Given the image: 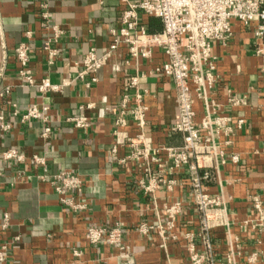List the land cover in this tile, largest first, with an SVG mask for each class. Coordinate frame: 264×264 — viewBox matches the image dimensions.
Returning a JSON list of instances; mask_svg holds the SVG:
<instances>
[{
	"label": "crops",
	"instance_id": "crops-1",
	"mask_svg": "<svg viewBox=\"0 0 264 264\" xmlns=\"http://www.w3.org/2000/svg\"><path fill=\"white\" fill-rule=\"evenodd\" d=\"M43 4L49 6L50 23L65 31L54 45L59 55L53 65H49L44 50L51 31L43 27ZM123 10L120 0H0V69L6 61L2 86H14L0 108V114L12 125L0 137V223L5 214L11 221L10 229L0 233V244L20 237L12 246L7 264H190L192 242L188 235L194 236L198 253L208 255L199 237L202 217L195 207L186 170L168 175L154 166L161 176L177 180V185L172 191L162 187L152 197L137 188L143 171L135 164L124 167L117 162L127 155V149L118 143L116 120L136 63L131 60L130 66L119 73L107 66L90 88L76 78L90 49H96L99 55L105 51L109 31L119 27ZM258 25L233 22L229 44H216L213 49L219 79L209 92L214 106L208 108L198 98L194 103L198 127L207 118L214 124L228 119L224 127L215 125L213 130L219 154L209 170L212 179L205 191L220 197L223 205L221 225L209 233L213 252L205 264H264V229L259 226L262 218L253 202L258 197L264 210V38L255 35ZM27 31L32 32L31 39L24 36ZM22 43L30 48V68L37 82L49 78L54 84L69 80L71 84L56 94L22 87L15 58V48ZM120 55L130 60L126 49ZM165 60L163 53L155 51L153 60L140 61L138 68L147 72ZM140 92L147 107L145 135L155 147H182L184 135L172 131L180 119L172 81L150 77L142 81ZM129 94L132 109L135 92ZM231 95L245 98L246 105L232 107ZM14 105L19 113L32 105L50 107L53 134L41 138L44 123H22L20 116H13ZM76 116L88 117L91 127L79 130L65 121ZM240 120L244 121L242 127L238 125ZM120 131L132 138L142 132L131 116L126 117V126ZM10 148L19 149L28 158L45 157L50 173L83 175L87 184L82 196L89 203L88 210L74 212L63 205L52 186L37 178L39 171L29 162L21 167L3 162L1 154ZM234 154L240 156L238 163L231 160ZM17 171L26 172V176L17 181ZM176 202L182 203L170 234L176 239L165 242L158 230L146 236L138 232L143 223L165 225V208ZM118 222L125 225L123 249L95 247L87 242L88 227L111 228ZM75 250L80 251L79 257L73 254Z\"/></svg>",
	"mask_w": 264,
	"mask_h": 264
},
{
	"label": "built area",
	"instance_id": "built-area-1",
	"mask_svg": "<svg viewBox=\"0 0 264 264\" xmlns=\"http://www.w3.org/2000/svg\"><path fill=\"white\" fill-rule=\"evenodd\" d=\"M124 10L120 17L119 27L109 31L110 42L105 51L99 55L92 48L85 55L82 71L76 77L83 80L88 88L99 81L97 74L111 65L114 73L121 72L130 66V61L136 63V69L129 78L125 95L121 101V112L116 124L118 127V143L127 149V155L117 159L119 165L129 167L131 164L138 166L143 171V178L137 181V188L145 195L154 196L162 187L172 191L177 185V180L161 176L158 171H167L173 175L176 171L185 169L190 179L194 204L202 217L201 232L199 237L208 255H201L193 243L194 236L188 235L192 242L189 247L190 264H205L211 259L213 246L210 240V231L220 226L223 200L205 191V185L212 179L210 169L214 167L218 150L213 130L215 125L224 127L228 119H220L215 124L210 118L202 122L198 127L195 122V100L202 99L208 108L214 106L210 100L209 92L219 82L217 72V57L213 53L216 44L227 46L233 37V22L239 21L245 26L258 22L255 35L259 39L264 38V0H120ZM48 5L41 6L43 10V27L51 31L44 43V50L48 55L49 65H53L59 51L54 47L63 37L65 31L58 25L52 24ZM158 20L160 31L151 32L150 22ZM27 39L32 38V32L24 33ZM126 49L130 60H123L120 51ZM160 51L166 57L161 65H155L149 71H140V61H152L154 52ZM263 52V51H261ZM15 58L18 63V75L22 87H34L43 94H56L71 84V80L62 85L54 84L49 78L37 82L30 68V48L22 43L15 48ZM6 61L0 69V108L3 101L10 97L14 86H2L5 80ZM87 77L90 79L87 80ZM150 77H162L170 79L175 87V101L179 110V122L173 128V132L184 135L182 147H155L151 138L145 135L147 107L143 105V94L140 86L143 80ZM135 92V106L129 109L131 101L130 92ZM213 105H210V104ZM229 103L232 107L246 105L243 97L231 95ZM91 107V105H90ZM50 107L32 105L23 113H19L14 105L13 116L19 117L22 123L40 121L44 123L39 135L48 139L53 134L50 126ZM131 116L142 131L140 135L132 138L124 134L120 129L126 126V117ZM66 122L76 129L88 130L91 121L86 116L68 117ZM243 120L238 121L242 127ZM12 129L10 121L0 114V137L3 133ZM229 130V128H227ZM114 147L113 153H116ZM2 161L14 166H24L28 162L38 169L37 178L49 183L60 199V202L74 212H84L89 208V203L83 198V191L87 179L73 172L50 173L45 157L33 155L27 157L25 153L16 148H10L2 152ZM233 163H238L240 156L234 154L231 157ZM154 166L156 168H154ZM2 173L0 172V176ZM26 176V172L17 171L16 180ZM12 186L14 183H10ZM1 187V186H0ZM254 207L259 212L262 222L259 224L264 229V210L258 197L253 198ZM168 221L165 225H150L143 223L138 228L141 235H148L158 230L163 241L171 237L175 229V219L182 211V203L176 202L165 208ZM10 216L4 215L0 223V233L7 232L10 227ZM125 225L116 223L113 227L90 226L86 230L87 242L95 247L109 245L123 249V235ZM20 241V237L0 244V264H7L12 246ZM76 257L80 251L73 253Z\"/></svg>",
	"mask_w": 264,
	"mask_h": 264
},
{
	"label": "trees",
	"instance_id": "trees-1",
	"mask_svg": "<svg viewBox=\"0 0 264 264\" xmlns=\"http://www.w3.org/2000/svg\"><path fill=\"white\" fill-rule=\"evenodd\" d=\"M149 29L151 32H157L158 30H160V23L158 22V20H152Z\"/></svg>",
	"mask_w": 264,
	"mask_h": 264
}]
</instances>
